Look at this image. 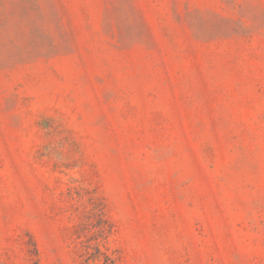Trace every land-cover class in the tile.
Instances as JSON below:
<instances>
[{
	"label": "rangeland",
	"instance_id": "obj_1",
	"mask_svg": "<svg viewBox=\"0 0 264 264\" xmlns=\"http://www.w3.org/2000/svg\"><path fill=\"white\" fill-rule=\"evenodd\" d=\"M0 264H264V0H0Z\"/></svg>",
	"mask_w": 264,
	"mask_h": 264
}]
</instances>
